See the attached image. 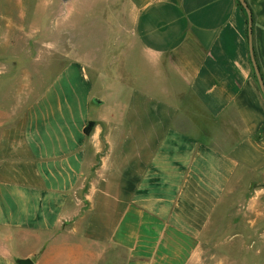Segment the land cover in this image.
Here are the masks:
<instances>
[{"label":"crops","instance_id":"obj_1","mask_svg":"<svg viewBox=\"0 0 264 264\" xmlns=\"http://www.w3.org/2000/svg\"><path fill=\"white\" fill-rule=\"evenodd\" d=\"M247 2L264 78V0ZM52 4L81 19L56 28L53 42L38 25L27 38L15 19L0 32V84L26 72L21 59L58 62L14 113L0 103V264H203L230 186L264 172L247 9L240 0ZM16 5L31 12L36 0Z\"/></svg>","mask_w":264,"mask_h":264},{"label":"rangeland","instance_id":"obj_2","mask_svg":"<svg viewBox=\"0 0 264 264\" xmlns=\"http://www.w3.org/2000/svg\"><path fill=\"white\" fill-rule=\"evenodd\" d=\"M45 4L46 0H36L35 10L22 12L17 7L16 0H11L10 3L8 0H0V32H4L9 20L15 19L24 21L27 38L36 31L31 26L38 25L41 26L42 38L53 42L52 33L56 28H64L67 20H81L78 12L71 20V13L66 5L60 9L53 4L48 7ZM7 9H11V13H3ZM95 21L97 19L91 17L87 25L94 27L98 24ZM100 22L103 23V20ZM97 28L94 27V30ZM13 48L14 46L11 47ZM16 64L19 65V71L24 65L26 72H19L12 80L8 79L9 82L6 80L0 84V103L4 112L14 113L12 108L22 102L20 98L25 97V93H22L24 90L27 93L26 99H32L35 93H28L30 88L42 87L50 79V68L53 64L54 67L57 66L58 62L44 59L36 62L27 57ZM17 67L16 65L15 68L18 69ZM0 111L2 112V108ZM203 241V264H264V172L247 173L239 181L233 182Z\"/></svg>","mask_w":264,"mask_h":264},{"label":"water","instance_id":"obj_3","mask_svg":"<svg viewBox=\"0 0 264 264\" xmlns=\"http://www.w3.org/2000/svg\"><path fill=\"white\" fill-rule=\"evenodd\" d=\"M240 1L243 4V6L247 9V12L249 15V45H250L251 58H252V62H253L254 68H255V72H256L258 81H259L260 86L262 88V91L264 93V78L261 74L259 65L257 63L255 53H254V46H253V23H254L253 22V13L249 7L247 0H240ZM19 264H34V262L30 258H25V259H21L19 261Z\"/></svg>","mask_w":264,"mask_h":264},{"label":"trees","instance_id":"obj_4","mask_svg":"<svg viewBox=\"0 0 264 264\" xmlns=\"http://www.w3.org/2000/svg\"><path fill=\"white\" fill-rule=\"evenodd\" d=\"M93 125H94V122L93 121H90L89 124H88V126L86 127V132L87 133H90L91 132Z\"/></svg>","mask_w":264,"mask_h":264}]
</instances>
